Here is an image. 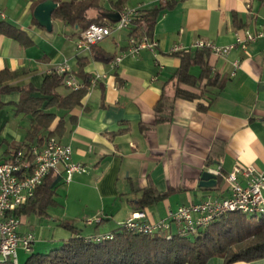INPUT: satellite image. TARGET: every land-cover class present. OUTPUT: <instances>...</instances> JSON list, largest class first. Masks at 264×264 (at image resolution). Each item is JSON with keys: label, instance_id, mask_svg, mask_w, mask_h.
<instances>
[{"label": "crops", "instance_id": "0c3cea01", "mask_svg": "<svg viewBox=\"0 0 264 264\" xmlns=\"http://www.w3.org/2000/svg\"><path fill=\"white\" fill-rule=\"evenodd\" d=\"M114 1L100 0L102 12H111ZM36 2L0 0L6 15L3 20L20 28L31 41L23 45L0 34V70L24 71L9 84L39 88L46 71L63 60L83 82L79 58L86 61L82 74L100 76L78 106L66 113L58 112L64 118L63 127L54 137L71 146L72 161L82 164L85 172L74 174L69 182L61 179L55 188V206L71 207L73 216L77 211L83 212L85 218H102L100 223L91 224L93 234L108 233L136 210L146 189L156 197L144 209L146 220L157 222L180 205L208 197L227 198L230 190L224 176L236 163L264 170V39L245 48L234 46L222 56L210 52L212 72L226 80L222 90L204 89L202 83L196 88L184 86L200 96L194 101L176 99L173 117L167 122L154 124L153 110L161 91L170 90L171 77L180 64L172 52L174 46L194 54L198 50L191 48L195 40L229 46L235 43L236 32L264 30V2L168 0L169 7L161 11L153 29L152 39L158 43L154 50L129 54L128 29L113 31L98 43L97 49L119 57L118 63L93 59L90 52L76 56L79 30L53 18L50 32L36 25ZM165 3L124 0L122 8L140 7L142 14H148L153 7ZM98 14L96 9L88 10L91 18ZM189 73L198 78L201 69L192 65ZM58 92L65 95L70 90L62 85ZM18 100L16 91L0 96V162L11 150L28 144L25 136L31 117L16 111ZM58 120L59 117L31 144L41 147ZM141 124L147 128L141 130ZM206 170H219L214 187L199 186ZM110 224L109 229L99 230V226ZM50 228L53 241L75 236L61 225ZM19 230L33 233L25 217L21 218ZM205 264L224 261L212 257ZM231 264H264V257Z\"/></svg>", "mask_w": 264, "mask_h": 264}, {"label": "trees", "instance_id": "16d2710c", "mask_svg": "<svg viewBox=\"0 0 264 264\" xmlns=\"http://www.w3.org/2000/svg\"><path fill=\"white\" fill-rule=\"evenodd\" d=\"M44 0H37L33 7ZM58 3L52 13L53 19H59L66 25L83 30L91 24L112 26L115 22L103 15V6L100 0H54ZM124 0H116L111 3L110 13L122 11ZM264 2V0H259ZM169 2L159 4L150 9L148 14L135 17L128 30L129 36L140 37L143 34L152 38L153 29L161 11L168 8ZM100 11L96 17H89L88 10ZM36 25L37 22L34 20ZM0 34L10 37L23 45L31 41L18 27L0 19ZM97 44L90 48L93 59L112 62L116 56L97 49ZM210 49L203 47L190 54L189 52H173L180 64L171 77L170 90L163 89L154 105V124L170 121L173 117L175 100L185 99L194 101L200 93H195L184 88L199 87L202 83L204 89L217 87L222 90L226 80L212 72L208 63ZM85 59H78L79 74L83 77L84 88L70 91L65 95L58 92L63 85L62 78L55 73L45 74L39 88L31 84L23 86H11L10 81L24 73L23 70H0V96L16 91L19 100L16 103V111L31 117V127L28 129L25 140L28 144L39 140L43 131L48 130L57 117L59 120L48 137L63 127V116L58 112H69L78 106L87 94V87L92 76L82 74ZM192 65H198L201 73L198 78L189 73ZM202 92V91H201ZM38 93L39 96H34ZM199 109H203L198 105ZM141 130L147 127L140 125ZM57 175L49 174L42 185L38 187L32 199L19 207L14 213L24 218L30 214L44 216L49 207L55 206V188L51 184ZM156 200L151 190L143 191L138 200L136 210H144ZM230 214H233L231 216ZM253 217V216H252ZM63 228L69 230L74 237L64 241L59 248L51 250L48 254H31L24 264H205L212 257L222 258L224 264L236 261H252L264 257V216L257 221L246 218V215L234 212L222 216L203 231L195 234L193 240L189 235L174 234L170 239L157 234H142L129 232L123 227L113 230L114 237L103 242H86L79 236L78 231L70 223H60ZM0 264H12L11 261H0Z\"/></svg>", "mask_w": 264, "mask_h": 264}, {"label": "built area", "instance_id": "2783aa9c", "mask_svg": "<svg viewBox=\"0 0 264 264\" xmlns=\"http://www.w3.org/2000/svg\"><path fill=\"white\" fill-rule=\"evenodd\" d=\"M162 3L168 0H159ZM120 18L112 26L91 24L79 30L75 41L76 56L89 53L92 45L108 38L113 31L129 29L132 20L141 15L140 7L123 8L119 12ZM6 15L0 8V19ZM258 39H264V30L251 32L243 30L236 32L235 43L229 46H216L211 42L195 40L192 49L207 47L216 55H225L231 48H245ZM128 53L138 54L143 49L154 50L158 43L145 34L140 37L129 36ZM185 49L176 45L172 52ZM120 58H115L118 63ZM235 67L238 68L237 62ZM55 73L62 78L63 85L70 91L84 88L85 85L73 73L67 60L57 63L46 71V74ZM234 74V73H233ZM100 76H92L89 87H94ZM219 174V170H209ZM85 172V167L72 161V148L69 144L62 143L56 137H48L39 147L35 144H22L11 150L8 156L0 162V255L1 261H11L18 264V249L29 252L35 242L32 232H21V217L15 211L32 199L36 190L43 184L49 174L61 176L65 182L71 181L74 174ZM225 183L230 190L227 198L208 197L197 203L180 205L175 211H169L163 220L149 222L146 220L144 210H135L120 225L124 230L142 234L165 233L166 239L174 234H197L206 229L222 216L239 212L246 216H264V170H259L253 165L236 163L224 176ZM102 218L94 217L88 224L100 223ZM172 223L176 229L172 231ZM161 236V235H160ZM113 232L97 233L83 237L86 242H103L113 239Z\"/></svg>", "mask_w": 264, "mask_h": 264}, {"label": "rangeland", "instance_id": "374dc122", "mask_svg": "<svg viewBox=\"0 0 264 264\" xmlns=\"http://www.w3.org/2000/svg\"><path fill=\"white\" fill-rule=\"evenodd\" d=\"M60 192L63 190L60 189ZM76 216H73L74 211L71 207L69 208H62L59 206H51L49 207L47 214L44 216H38L36 214H30L25 217V220L27 221L30 229L33 231L36 240L33 244V248L29 252H25L22 249H18L17 256H18V264H24L25 260L31 255V254H48L51 250L59 248L64 240L60 241H53L51 239L52 237V229L50 227H55L57 225H60V222L66 223V221H69L73 224V226L76 228L79 234L83 237H87L89 235H93L94 227L91 224H88V220L91 218H85L86 216L82 214L83 212L78 213L75 211ZM233 216V214H230ZM247 219L252 221H257L259 219V216H246ZM112 224V223H111ZM110 225H107L102 228V226H99L100 231H104L109 229L111 227ZM113 226V225H112ZM23 229V228H22ZM65 229V228H64ZM176 229V224L172 223V231ZM66 231H69L65 229ZM203 230H200V232ZM70 232V231H69ZM161 236H164L165 233L162 232L160 234ZM195 237V234H190L189 239L193 240ZM2 260V257L0 255V261Z\"/></svg>", "mask_w": 264, "mask_h": 264}, {"label": "water", "instance_id": "95a60500", "mask_svg": "<svg viewBox=\"0 0 264 264\" xmlns=\"http://www.w3.org/2000/svg\"><path fill=\"white\" fill-rule=\"evenodd\" d=\"M58 3L54 0H44L38 3L33 10V18L37 24L50 32L52 30V13L57 8ZM103 15L113 22L118 21L120 14L117 13H103ZM216 174H213L209 170L203 171L200 176L199 186L201 187H214L216 185ZM62 177L58 176L51 187H54L61 181Z\"/></svg>", "mask_w": 264, "mask_h": 264}]
</instances>
